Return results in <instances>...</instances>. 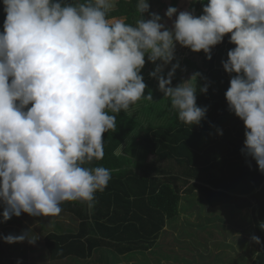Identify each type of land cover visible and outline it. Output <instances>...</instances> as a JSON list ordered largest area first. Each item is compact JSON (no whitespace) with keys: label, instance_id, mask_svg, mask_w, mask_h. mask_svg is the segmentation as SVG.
Returning <instances> with one entry per match:
<instances>
[{"label":"clouds","instance_id":"9594fccd","mask_svg":"<svg viewBox=\"0 0 264 264\" xmlns=\"http://www.w3.org/2000/svg\"><path fill=\"white\" fill-rule=\"evenodd\" d=\"M183 11L170 6L164 18L137 0L135 24L111 15L117 0H3L0 31V205L3 222L26 213L57 217L65 202L89 210L112 178L94 166L104 158V134L120 113L131 116L143 99L153 101L141 74L150 76L180 122L199 126L208 107L197 104V79L173 86L180 64L177 43L212 58L215 46L235 45L222 60L230 76L225 98L245 126L242 154L264 174V0H195ZM145 13L150 18H145ZM159 62V63H158ZM165 65L171 70L164 74ZM209 85L200 87L207 93ZM217 133L223 135L222 129ZM249 166L251 163L249 161ZM35 243L29 231L3 237ZM258 241L257 237H253Z\"/></svg>","mask_w":264,"mask_h":264},{"label":"trees","instance_id":"16d2710c","mask_svg":"<svg viewBox=\"0 0 264 264\" xmlns=\"http://www.w3.org/2000/svg\"><path fill=\"white\" fill-rule=\"evenodd\" d=\"M179 1L173 0L177 5ZM136 2L117 0L111 15L134 25L140 18ZM195 4L199 15L202 4ZM3 7L0 0V31L5 20ZM233 47L226 36L213 48L210 60L205 53L202 56L199 73L206 79L195 81L197 104L207 106L208 111L201 125L180 122L175 111L163 126L143 124L123 112L116 117L115 130L104 134V158L94 162V166L110 169L112 178L103 192L96 193L93 209L81 202L61 205V214L77 220L79 229L75 234L48 236L53 260L88 259L94 250L103 248L122 256L150 251L167 221L178 215L181 196L197 193L211 207L251 211L259 241L254 264H264V174L254 160L242 154L245 126L229 112L225 98L230 76L222 60ZM205 83L208 91L200 93ZM171 187L174 189H167Z\"/></svg>","mask_w":264,"mask_h":264},{"label":"crops","instance_id":"0c3cea01","mask_svg":"<svg viewBox=\"0 0 264 264\" xmlns=\"http://www.w3.org/2000/svg\"><path fill=\"white\" fill-rule=\"evenodd\" d=\"M196 54L197 52H193L177 43L175 56L178 60H180L179 58L184 60L188 58L190 62L197 57ZM164 69H166V66L163 68V73H165ZM198 70L196 72H200ZM192 75L190 74L188 79ZM173 80H176L175 77ZM182 80H185V78H181L179 81ZM167 189L173 190L174 187ZM185 189L180 187L182 191H185ZM200 197L201 195L197 193L182 195L178 215L167 221L156 246L150 251H136L124 256L117 254L113 249L103 248L94 250L92 256L88 259L71 257L53 260L47 246L48 236L51 233L58 235L77 233L79 229L77 220L74 218H70V221L65 220L69 221L67 224L60 222L61 218L67 214L60 213L61 216L57 217H32L22 213L19 217L13 216L7 222H3V216L0 215V264L6 260L1 259V254L4 255L6 247L12 248L14 254H8V257L14 264H200L190 263V256L201 254L205 258L198 259V261L205 262L211 259L209 257L213 252L217 254L216 256L219 259L221 258L220 262L222 264H254L257 254L256 240L253 237H257V235L251 211L244 210L240 213L233 207L227 206L215 208L213 212L203 209L206 212L202 214L201 211H195L201 204L203 205L202 199H199ZM207 205L211 207L209 204ZM219 215L221 218H219ZM55 222L56 225H54ZM49 223L51 225L50 229ZM37 225H39V229L36 227L33 229V226ZM25 231H29L32 238L36 239L34 244L29 243L27 240L9 244L3 239L4 236L9 234L19 235ZM194 232H204V234L199 236ZM190 234L193 237H199L203 243L190 247L189 245L196 244L195 239H192ZM241 237L244 240L241 242L235 241ZM223 238L226 243H219V240Z\"/></svg>","mask_w":264,"mask_h":264},{"label":"rangeland","instance_id":"374dc122","mask_svg":"<svg viewBox=\"0 0 264 264\" xmlns=\"http://www.w3.org/2000/svg\"><path fill=\"white\" fill-rule=\"evenodd\" d=\"M195 3H196L195 0H180L178 5H177L173 2V0H149L150 11L153 13H157L161 17H163L164 22H166L167 26H169V27H171V25H172V20L175 19V17H173L172 19H169L165 16V12L170 6L176 7L179 10L183 11L185 9H188V10H191V8L193 9V7L196 5ZM148 18H150V17L146 13V19H148ZM203 54H204L203 51L197 53L196 54L197 57L194 58L193 60H191L190 62H189L188 58L186 60L179 58L180 60L176 59L173 61V64L177 63V61L180 64V68L175 73V79L176 80H173V82H172L173 86H175L177 83H180L179 80L181 78L188 79V76L190 74L196 73V70H198V69H199L198 71H200V66H201ZM165 66H166V69H164L165 70L164 74H167L171 70V65H165ZM155 67H156V65L147 61V57H146V63H145V66H144L141 74L143 75L144 82L147 85V88L145 90V95H147L148 92L151 91L152 95H153V101H147V100L142 99L138 103L137 110L132 114V116L135 119H138L141 122H143V124L152 123L153 126H160V125L163 126V125H166L168 123L169 115L172 114L173 110L170 107V101L167 100L166 98H164L163 94L159 91L158 81L155 78L150 76V73L155 70ZM162 71H163V69H162ZM189 199H192V198H189ZM199 199H202L203 205L201 204V206L196 208L195 211H197V212L201 211L202 214H204L206 211L213 212V209H215V208L208 207V205H207L208 202L206 201V199L201 198V197ZM210 208H211V210H210ZM203 209H206V211L204 212ZM2 212L3 211H0V215H2ZM60 216H61V214H60ZM70 218H72V217L68 216V215H64V217L61 218L60 222L61 223L65 222L68 224L70 221ZM219 218H221L220 215H219ZM65 220H69V221H65ZM32 224H34V223H32ZM56 224L57 223L55 222L54 225H56ZM50 226L51 225L49 223V229H50ZM34 227L39 229V225L33 226V229H34ZM194 233H197L199 236H202L204 234V232H194ZM223 235H225V234H223ZM190 237L192 239H195L194 241H196V244L189 245L190 247H195L196 245H198V243H203V241H201L199 237H193L191 234H190ZM242 240H244L243 237H241L240 239H236L235 241L241 242ZM219 243L223 244L226 242L223 238V239L219 240ZM6 246H7V244H6ZM202 247H203V245L201 246V248ZM14 252H16V251L14 250ZM8 254H11V255L14 254L12 251V248H10V247H6L4 255L1 254V259H6L2 264H14L10 260V258L8 257ZM209 254H210V252H209ZM216 255L217 254L215 252H213L209 257L211 259H209L208 261L202 262V261H198V259H203L205 257L201 254H196L195 256H190L189 262L190 263H200V264H205V263L222 264L220 262L221 258L219 259Z\"/></svg>","mask_w":264,"mask_h":264}]
</instances>
